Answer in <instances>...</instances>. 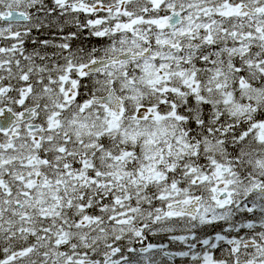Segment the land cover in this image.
I'll use <instances>...</instances> for the list:
<instances>
[{
    "label": "snow or ice",
    "instance_id": "6c2138e0",
    "mask_svg": "<svg viewBox=\"0 0 264 264\" xmlns=\"http://www.w3.org/2000/svg\"><path fill=\"white\" fill-rule=\"evenodd\" d=\"M0 264H264V0H0Z\"/></svg>",
    "mask_w": 264,
    "mask_h": 264
}]
</instances>
